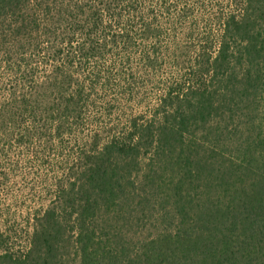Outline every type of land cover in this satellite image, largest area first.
<instances>
[{
	"label": "trees",
	"instance_id": "16d2710c",
	"mask_svg": "<svg viewBox=\"0 0 264 264\" xmlns=\"http://www.w3.org/2000/svg\"><path fill=\"white\" fill-rule=\"evenodd\" d=\"M0 264H264V0H0Z\"/></svg>",
	"mask_w": 264,
	"mask_h": 264
},
{
	"label": "rangeland",
	"instance_id": "374dc122",
	"mask_svg": "<svg viewBox=\"0 0 264 264\" xmlns=\"http://www.w3.org/2000/svg\"><path fill=\"white\" fill-rule=\"evenodd\" d=\"M22 224V223H21ZM23 225V224H22Z\"/></svg>",
	"mask_w": 264,
	"mask_h": 264
}]
</instances>
